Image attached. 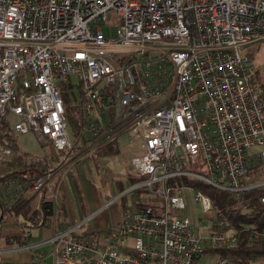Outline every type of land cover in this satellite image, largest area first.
<instances>
[{
    "label": "built area",
    "instance_id": "obj_1",
    "mask_svg": "<svg viewBox=\"0 0 264 264\" xmlns=\"http://www.w3.org/2000/svg\"><path fill=\"white\" fill-rule=\"evenodd\" d=\"M262 41L264 0H0V121L16 117L17 134H34L58 155L31 184L10 180L0 195L50 191L58 173L121 133L139 144L130 190L150 200L103 229L56 231L55 264H195L236 243L226 220L225 230L196 232L184 197L171 193L190 186L167 181L182 176L239 195L264 188V84L248 55ZM73 79L91 140L81 154L60 94ZM11 154L0 144V162ZM195 200L212 221L211 198L195 191Z\"/></svg>",
    "mask_w": 264,
    "mask_h": 264
},
{
    "label": "trees",
    "instance_id": "obj_2",
    "mask_svg": "<svg viewBox=\"0 0 264 264\" xmlns=\"http://www.w3.org/2000/svg\"><path fill=\"white\" fill-rule=\"evenodd\" d=\"M252 54V52L248 53L250 57H252ZM78 84V94L75 93V85L73 83L61 84L60 94L64 102L67 126H73L74 140L71 139L72 143L77 150L82 151L89 146L91 140L85 139L83 134L85 122L83 113L84 92L80 82ZM112 120V116H110L109 122ZM9 124L8 121L7 123L4 120L0 121V144L9 146L12 151L8 160L0 162L1 165L7 167V171L0 174V186L10 180H17L29 185L53 164L56 155L51 154L49 147L41 144H39L40 154L26 152L18 142V134ZM119 152L117 141L114 140L96 148L91 156L96 162L99 156L115 155L119 154ZM74 183L79 199L83 200L78 183L76 181ZM167 184L173 187L190 186L195 191H201L211 198L214 210L211 231L226 229V227L219 224L221 220L228 221L231 227L239 231L235 244L231 246L218 245L208 249L206 252L215 253L219 259H231L233 264H264V202L259 199L264 195V188L252 189L239 195L222 191L196 179L182 176L169 179ZM121 190L122 188L119 189V192ZM171 193H179V190L173 189ZM35 195H21L9 205L4 204L0 200L3 212L0 226L4 222L16 223L18 234L11 238L19 244L28 242L29 236L27 232L31 228L49 224L55 220L58 214H64L62 209L60 212L57 211L52 197L46 194V190L42 193L37 206L33 208L32 200ZM47 195L51 198H47ZM8 244H12V242ZM251 259H255V261L249 262Z\"/></svg>",
    "mask_w": 264,
    "mask_h": 264
},
{
    "label": "crops",
    "instance_id": "obj_3",
    "mask_svg": "<svg viewBox=\"0 0 264 264\" xmlns=\"http://www.w3.org/2000/svg\"><path fill=\"white\" fill-rule=\"evenodd\" d=\"M256 47L257 51L256 53L254 52L252 61L255 74L260 75V72L264 70V44L259 43ZM117 145L120 150L118 141ZM83 152L84 150H77V154ZM138 152L139 144L136 149L127 152L126 156L123 158L120 154L102 155L98 157L96 162H94L91 156L92 152L87 153L80 157L79 161L82 163L69 168L67 174L63 175L62 173H58L51 183L52 187H50V194L48 191H46V194L52 197L57 211L60 212L62 209L64 210V214H58L55 220L49 224L31 228L29 232H27L29 239L25 244H19L16 240L11 238L18 234V226L16 223H2L0 226V264H55L53 244L50 241V237L56 231L65 229L71 225H79L77 229L78 235L84 234L87 228L103 229L106 226L116 223L123 216L125 209L133 205L135 201L145 200L142 191L136 189L130 190L137 184L138 179L133 175L129 158L132 154ZM40 153L41 151L36 154ZM114 157H116V159H114ZM114 161L115 163H113ZM4 171H7V167L0 168V174ZM98 175H101V177L103 176L106 180H112L114 182L115 194L111 193V196L112 198H117L109 207V212L107 208H103L110 199L106 197L104 200L102 196H100V191H98V188L94 184L95 178ZM75 181L78 183V188L81 190L83 200L79 199V195L76 192L74 185ZM82 186L86 191V197ZM120 188H122L121 192H119ZM44 191L45 190H43V192ZM70 191L74 192L73 197H70ZM43 192L37 193L35 197L38 194L42 195ZM54 194L58 195L59 203L55 202L53 197ZM49 195L47 196L51 198ZM0 200L4 204L9 205L13 201V198L11 195H6L5 197L0 195ZM74 209L77 210V213L74 212ZM1 215L3 218V212L0 206V218ZM9 241H11L12 244H8L11 243ZM38 253L41 255L40 257H38Z\"/></svg>",
    "mask_w": 264,
    "mask_h": 264
},
{
    "label": "rangeland",
    "instance_id": "obj_4",
    "mask_svg": "<svg viewBox=\"0 0 264 264\" xmlns=\"http://www.w3.org/2000/svg\"><path fill=\"white\" fill-rule=\"evenodd\" d=\"M109 19H110V17H109ZM260 43L264 44V41H262ZM258 44H254V45L249 46V52H252L253 54H254V52L256 53V51H257L256 46ZM253 54H252V57H253ZM252 60H253V58H252ZM257 76H258L259 80L262 81V83L264 84V70H262L260 72V75L257 74ZM73 80H74V85H75V89H74L75 93L78 94V85H79L78 83L79 82L76 79H73ZM7 121L10 124H12L13 122L16 121V117L9 116L7 118ZM67 127H68V132H69L70 138L72 140H74V138H73V135H74L73 126L68 125ZM83 134H84L85 139H89V135H88L87 131L83 130ZM127 138L128 137H127L126 133H122L118 137H116V140L118 141V143L120 145L119 154L122 158L126 156L127 152H130L132 149H136L138 147V142L129 141ZM18 142L20 143L23 150H25L26 152H31V154H36V153H39L41 151L40 146H39V142H38V140L34 134H31V133L18 134ZM257 150H259V148L254 147L251 151H257ZM131 156H130L129 160L131 159ZM79 163H82V162L79 161V159L77 158L67 168L69 169L75 165H78ZM113 163H115V161ZM130 165H131V163H130ZM0 168H5V167H4V165L0 164ZM86 169H87V167H86ZM101 175L100 176L98 175L95 178L94 184L98 188V191H100V196H102V198L104 200L106 197H108V199H111L112 198L111 193L115 194L114 182L112 180L111 181L106 180V178H104L103 176L101 177ZM62 177H63V175H62ZM51 187H52V185H51ZM82 189H83L84 195L86 197V191L84 190L83 186H82ZM48 193H49V191H48ZM179 193L182 194V196L184 197L185 205H186V212H187V215L190 217L193 229L196 232H198L199 234H205V235L208 234V232L212 226V221L210 219V215L208 213L203 212L200 202L195 200V190L193 188L189 187L185 191L180 189ZM142 195H144L145 200H147V201L150 200L147 196L146 191H142ZM73 196H74V192L70 191V197H73ZM40 197H41V194H38L32 200L33 208H35L37 206ZM47 198H49V197L47 196ZM104 203H105V201H104ZM106 208H107V211L109 212L110 208L109 207H106ZM74 212L77 213V210L74 209ZM217 260H218V258H217V255L215 253L204 252L203 255L197 259L195 264H214V263H216Z\"/></svg>",
    "mask_w": 264,
    "mask_h": 264
},
{
    "label": "bare ground",
    "instance_id": "obj_5",
    "mask_svg": "<svg viewBox=\"0 0 264 264\" xmlns=\"http://www.w3.org/2000/svg\"><path fill=\"white\" fill-rule=\"evenodd\" d=\"M56 155V154H55ZM56 156H58V155H56ZM114 159H116V157H114ZM41 192V191H40ZM43 192V191H42Z\"/></svg>",
    "mask_w": 264,
    "mask_h": 264
},
{
    "label": "water",
    "instance_id": "obj_6",
    "mask_svg": "<svg viewBox=\"0 0 264 264\" xmlns=\"http://www.w3.org/2000/svg\"><path fill=\"white\" fill-rule=\"evenodd\" d=\"M1 218H2V215H1ZM1 218H0V220H1Z\"/></svg>",
    "mask_w": 264,
    "mask_h": 264
}]
</instances>
